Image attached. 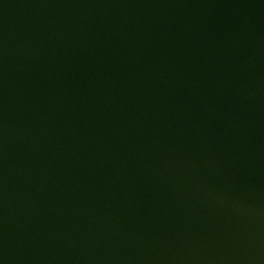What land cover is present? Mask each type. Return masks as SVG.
Here are the masks:
<instances>
[{
	"label": "water",
	"instance_id": "obj_1",
	"mask_svg": "<svg viewBox=\"0 0 264 264\" xmlns=\"http://www.w3.org/2000/svg\"><path fill=\"white\" fill-rule=\"evenodd\" d=\"M0 264H264V0H0Z\"/></svg>",
	"mask_w": 264,
	"mask_h": 264
}]
</instances>
